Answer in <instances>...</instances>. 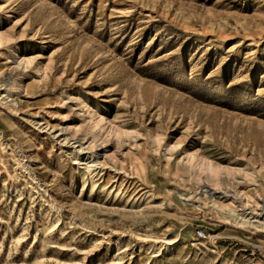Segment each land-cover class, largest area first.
<instances>
[{"label":"rangeland","instance_id":"1","mask_svg":"<svg viewBox=\"0 0 264 264\" xmlns=\"http://www.w3.org/2000/svg\"><path fill=\"white\" fill-rule=\"evenodd\" d=\"M220 208L264 212V0H0V264H264Z\"/></svg>","mask_w":264,"mask_h":264},{"label":"bare ground","instance_id":"2","mask_svg":"<svg viewBox=\"0 0 264 264\" xmlns=\"http://www.w3.org/2000/svg\"><path fill=\"white\" fill-rule=\"evenodd\" d=\"M82 150H83L82 148H79V150L73 151V154L77 155ZM87 159H90V157H87ZM90 162H93V161L91 160ZM83 164L85 165V168L87 169V171H89L90 173L94 171V169L91 170V168L94 166L93 164L89 165V162H84ZM209 195H211V193H209ZM212 205L214 206V204ZM220 211L226 220H232L238 226H242L243 224H248L254 227L264 229V212L263 213H255L252 211L245 212L243 210L240 211V210H235V209H230V208H220Z\"/></svg>","mask_w":264,"mask_h":264},{"label":"built area","instance_id":"3","mask_svg":"<svg viewBox=\"0 0 264 264\" xmlns=\"http://www.w3.org/2000/svg\"><path fill=\"white\" fill-rule=\"evenodd\" d=\"M195 236L197 239H205L206 238V233L203 229H197L195 232Z\"/></svg>","mask_w":264,"mask_h":264}]
</instances>
